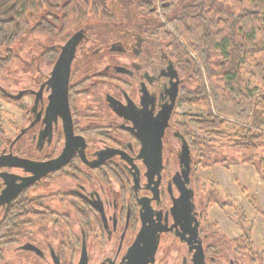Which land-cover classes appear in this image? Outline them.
I'll return each instance as SVG.
<instances>
[{"label": "flooded vegetation", "instance_id": "af4514ba", "mask_svg": "<svg viewBox=\"0 0 264 264\" xmlns=\"http://www.w3.org/2000/svg\"><path fill=\"white\" fill-rule=\"evenodd\" d=\"M115 18L13 49L24 77L0 85L13 116L5 129L0 108V264H254L209 224L190 150L184 174L188 78L158 36ZM161 126L151 172L139 152Z\"/></svg>", "mask_w": 264, "mask_h": 264}, {"label": "trees", "instance_id": "16d2710c", "mask_svg": "<svg viewBox=\"0 0 264 264\" xmlns=\"http://www.w3.org/2000/svg\"><path fill=\"white\" fill-rule=\"evenodd\" d=\"M129 1L139 16L156 18L149 25L147 21L144 30L161 39L165 52L188 78L186 82L195 80L194 86L183 84L177 96L178 103L202 108L200 115L177 113L190 153L208 157L205 151L219 140L231 151H240L241 158L224 155L214 158V164L228 168L236 162L250 163L262 176L264 152L258 149L264 146V0ZM114 14L108 0H0V77L21 37L60 35L90 17L110 19ZM245 62L258 90L255 95L242 82ZM1 91L0 86V98L4 99ZM189 119L210 139L193 133L187 125ZM248 199L259 210L254 197ZM208 203L225 204L213 193ZM239 214L240 232L231 242L254 264H263L264 244L259 250L254 248L252 223L246 224L243 210Z\"/></svg>", "mask_w": 264, "mask_h": 264}, {"label": "rangeland", "instance_id": "374dc122", "mask_svg": "<svg viewBox=\"0 0 264 264\" xmlns=\"http://www.w3.org/2000/svg\"><path fill=\"white\" fill-rule=\"evenodd\" d=\"M111 9L114 11V17L121 19L123 24H126L127 29H131L133 32L137 31V24L140 23L142 28L146 27L154 21V17L146 18L139 16L134 6L129 0H108ZM98 17H90V20L94 22ZM160 19V18H159ZM120 21V20H119ZM43 36L36 35L35 37H21L14 43L16 48H19L22 52L29 46H37L38 42ZM38 41V42H37ZM20 46V47H18ZM23 63L19 60H14L2 71L0 77V85L5 87L14 86V83L9 77L10 74L24 77L23 71L20 69ZM248 63L243 64V71L241 72V78L244 86L252 91L255 95L258 90L255 89V81L249 77L246 72ZM205 78V74H204ZM11 80V81H10ZM23 80V78H22ZM21 80L20 84H23ZM187 84L193 85L195 80L186 82ZM194 86V85H193ZM0 108L3 113V127L7 128V122L10 112L7 110V104L0 102ZM11 109V108H10ZM176 114H189V115H200L202 108L200 106L180 103L176 107ZM177 116V115H176ZM13 117V116H12ZM179 118V117H178ZM180 119V118H179ZM182 121V119H180ZM189 129L196 135L205 139H210V136L205 130L200 129L197 123L193 119L187 121ZM215 144L212 145L209 151H205L208 157H201L192 151L193 170H192V186L195 192V199L201 200L207 206V220L210 224H215L216 228L225 236L227 239L230 237L237 236L240 232L237 222L240 220L239 211L243 210L246 224L252 223V241L253 246L256 250H259L264 244V162L261 164L262 176L255 170L250 163L236 162L228 166V168L214 164V158L222 157L224 155L228 157H235V159L241 158V153L238 151L235 153L227 148L224 144L218 143L219 140H215ZM220 144V145H219ZM264 152V146L258 149ZM235 151V150H234ZM207 163V164H206ZM241 187H245L246 191H242ZM213 193L214 198L219 202H225L223 207L215 203H208L209 195ZM249 196H253L259 210L255 209L249 202ZM264 261V252H263Z\"/></svg>", "mask_w": 264, "mask_h": 264}, {"label": "water", "instance_id": "95a60500", "mask_svg": "<svg viewBox=\"0 0 264 264\" xmlns=\"http://www.w3.org/2000/svg\"><path fill=\"white\" fill-rule=\"evenodd\" d=\"M175 91H176V88H175ZM171 99H172V104H173L174 97H171ZM168 112H169V109L164 115V118H163L164 120H166ZM164 124H163V126H164ZM163 126L160 127L159 135H157V140L154 143L155 148L153 150L148 149L145 147V144H144V145H142L140 152H139V155L145 158V160L148 164V168H150L149 170L151 172H157L159 167H160V162H161V134H162ZM69 133H70V131H69ZM69 136H70V134H69ZM182 140H183L182 141L183 144H182L180 154H181V157H183V156L185 157L184 174H187L189 171V147L187 146V143L185 142V140L183 138H182ZM68 157H69L68 151H64L60 156H58L57 158H55L51 161L56 163L55 166H58L61 162L65 161Z\"/></svg>", "mask_w": 264, "mask_h": 264}]
</instances>
